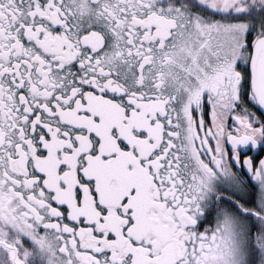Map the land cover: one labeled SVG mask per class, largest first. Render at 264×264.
<instances>
[{"label": "snow or ice", "instance_id": "obj_1", "mask_svg": "<svg viewBox=\"0 0 264 264\" xmlns=\"http://www.w3.org/2000/svg\"><path fill=\"white\" fill-rule=\"evenodd\" d=\"M0 264H264V0H0Z\"/></svg>", "mask_w": 264, "mask_h": 264}]
</instances>
